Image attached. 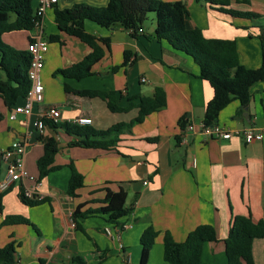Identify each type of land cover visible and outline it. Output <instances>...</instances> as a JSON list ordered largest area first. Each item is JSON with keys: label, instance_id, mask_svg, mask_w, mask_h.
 <instances>
[{"label": "crops", "instance_id": "obj_1", "mask_svg": "<svg viewBox=\"0 0 264 264\" xmlns=\"http://www.w3.org/2000/svg\"><path fill=\"white\" fill-rule=\"evenodd\" d=\"M161 1L185 2L190 28L202 30L208 39L235 41L242 66L247 69L261 66L259 36L264 34V0H228L233 10L257 15L251 19L231 16L222 12L221 6L204 0ZM108 2L59 0L48 8L43 19L44 32L48 37L59 35L62 43H50L46 55L42 72L44 103L34 106L32 116L18 115L11 121L10 110L0 98V113L4 115L0 123V153L15 141L26 142L25 167L33 177L14 182L8 188L0 215V247L10 241L19 245L16 264H64L74 252L87 264H140L141 237L152 226L159 236L148 264H168L164 260L165 233L181 243L197 227L212 225L219 242L205 244L202 264H228L224 241L233 217L264 220V135L262 140L247 142L242 136L209 139L200 132L214 90L199 77L200 69L192 57L156 37L154 19L150 26L144 24L143 33L137 38L120 25L108 29L86 21L88 33L110 40L105 57L93 68L90 77L82 80L54 77L57 70L81 62L90 53L87 44L60 32L55 10L70 9L77 4L106 7ZM32 35V32L21 34L22 50H27ZM3 40L14 46L17 41L14 32L3 35ZM127 52L131 54V64L124 67ZM5 81L7 75L0 70V82ZM65 85L73 90L115 92L117 105L130 109L113 113L101 98L66 92ZM158 88L164 90L167 105L135 125L131 133L122 135L115 150L69 147L73 138L65 132H54L49 126L39 132L34 126L48 107L56 106L62 113L59 123L87 117L93 120L92 127L106 130L133 121L139 114L136 106L140 98L153 97ZM250 93L248 114L240 101L235 100L222 110L215 124L234 133L251 128L264 131V81L255 83ZM23 103L24 100L20 104ZM184 119L186 124L182 127L180 122ZM190 123L196 129L187 133L188 143L182 144L183 131ZM46 136L55 137L60 144L54 165L61 168L38 181L37 161L44 154L42 138ZM72 163L85 180L77 198L67 195ZM3 166L0 193L6 191L2 187L7 179L6 163ZM21 186L44 202L34 207L23 204ZM121 189L127 192V206L132 207V212L121 220L120 226L98 215L75 229L72 215L79 205L87 204L82 211L98 209L101 201ZM6 216H23L33 226H1ZM253 254L255 264H264V239L254 242Z\"/></svg>", "mask_w": 264, "mask_h": 264}, {"label": "trees", "instance_id": "obj_2", "mask_svg": "<svg viewBox=\"0 0 264 264\" xmlns=\"http://www.w3.org/2000/svg\"><path fill=\"white\" fill-rule=\"evenodd\" d=\"M221 6L222 12L234 17L256 18L251 12H239L230 8L228 0H204ZM36 0H0V70L7 75V81L0 82V98L6 107L11 110L20 104L27 96L31 82L29 70L32 56L27 50H18L3 40V35L12 32H33L42 18L37 14ZM149 13H155L156 37L167 41L176 50L192 57L200 69L199 77L207 81L214 90V97L208 103L204 123L215 124L219 114L230 103L240 101L242 106L249 105L251 101V87L264 81V34L259 36L262 47V64L257 69H247L241 65L237 44L232 40L208 39L202 30L190 28L187 25L190 13L183 1L165 2L161 0H109L106 7H92L77 4L70 9L55 10V23L63 34L78 38L90 48V53L79 63L69 68L57 70L53 76L82 80L93 75V68L105 57V48H110V40L97 38L86 31V21H91L103 28H112L120 25L129 32L131 37L137 38L143 30ZM48 37V36H47ZM31 41V39H30ZM49 44L61 42L59 35L49 36ZM130 53L127 52L124 67L131 64ZM115 71L117 69H114ZM66 92L74 93L80 97L101 98L106 101L108 109L113 113L128 112L117 105L115 92L96 90H73L65 85ZM167 105L166 94L158 88L153 97H141L136 106L138 116L131 122L118 123L106 130H97L92 125L80 126L75 123H54L45 120L54 132L63 131L73 138L69 147L88 149L115 150L121 136L131 133L135 125L141 124L145 119L162 110ZM4 115L0 113V123ZM186 120L180 125L185 126ZM157 142L158 139H148ZM44 154L37 161L39 171L38 181H42L51 172L59 170L55 166V157L60 151V144L55 137L42 138ZM4 164L3 152L0 153V170ZM72 170L68 183L67 195L78 197V191L85 186L84 176L70 165ZM0 193V215L4 211V197ZM20 200L27 206H38L43 199L30 198L23 186L20 188ZM98 209L82 211L87 204L79 205L73 212L72 220L75 229L81 228V223L94 216H105L109 223L121 225V220L129 216L132 207L127 206V192L120 191L110 194L100 202ZM15 224L32 225L23 216H6L1 226ZM33 226V225H32ZM159 232L152 226L147 228L142 237L143 246L140 264H148ZM264 239V220L255 222L251 217L234 216L229 230L228 238L224 241L228 264H255L253 244L256 240ZM217 232L212 225H201L190 232L184 242H177L170 233L164 235V260L168 264H202V256L206 243H218ZM15 241H10L0 248V264H16L17 248ZM64 264H87V261L77 253H73L71 260Z\"/></svg>", "mask_w": 264, "mask_h": 264}, {"label": "built area", "instance_id": "obj_3", "mask_svg": "<svg viewBox=\"0 0 264 264\" xmlns=\"http://www.w3.org/2000/svg\"><path fill=\"white\" fill-rule=\"evenodd\" d=\"M35 5L37 14L42 18L41 22L37 23L35 31L31 41L28 42L27 51L31 54V66L29 70V80L31 82V88L24 99L23 104L14 106L9 111V119L15 121L18 115H24L30 117L33 115L34 106L36 104H43L45 100V86L42 81V72L45 68L46 55L49 51L50 44L48 37L44 32L43 19L48 8L58 4L59 0H36ZM143 33V30H140ZM143 81H146L143 79ZM62 117L61 109L56 106H50L47 110L35 121V128L39 132H43L46 128L45 120H50L54 123H59ZM67 122L75 123L80 126H89L93 124V120L87 117L76 118ZM196 129L193 123L187 125L183 131L181 139L182 144H187V133L194 132ZM200 132L203 133L209 139L230 140L235 136H242L247 142L255 140H262L264 131L257 132L251 128L244 132L234 133L225 127H221L218 124L206 125L204 122L200 126ZM28 145L23 141H15L7 150L3 151V161L6 163L7 179L2 183L3 189L7 190L14 182H23L25 180H32L25 167V156L27 153ZM148 185V182H145ZM26 194L30 198H34L33 192ZM73 226H75L73 224ZM110 234V230H107Z\"/></svg>", "mask_w": 264, "mask_h": 264}, {"label": "rangeland", "instance_id": "obj_4", "mask_svg": "<svg viewBox=\"0 0 264 264\" xmlns=\"http://www.w3.org/2000/svg\"><path fill=\"white\" fill-rule=\"evenodd\" d=\"M148 15H149V16H148V18H147L145 24H146L147 26H150L151 23L153 22L152 19L155 20L156 15H155V13H149ZM12 33H13V32H12ZM29 33H30V32H25V31H22V32H21V34H24V35L29 34ZM21 34H20V32H14V35H15L16 40H17V41H15V44H16L15 46H17V47H15L14 45H11V46L17 48L18 50H22L21 48H23V45H22L23 43L21 42ZM5 43H6V42H5ZM1 142H2V141H1V139H0V143H1ZM1 169H2V171H4V166H3V165L1 166ZM0 248H3V247H0Z\"/></svg>", "mask_w": 264, "mask_h": 264}, {"label": "water", "instance_id": "obj_5", "mask_svg": "<svg viewBox=\"0 0 264 264\" xmlns=\"http://www.w3.org/2000/svg\"><path fill=\"white\" fill-rule=\"evenodd\" d=\"M244 112H245L246 114H248V113H249V108H248V105L244 106Z\"/></svg>", "mask_w": 264, "mask_h": 264}]
</instances>
